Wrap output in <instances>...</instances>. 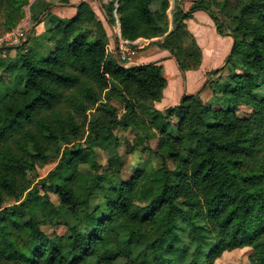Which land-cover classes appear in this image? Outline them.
Wrapping results in <instances>:
<instances>
[{
	"label": "trees",
	"instance_id": "1",
	"mask_svg": "<svg viewBox=\"0 0 264 264\" xmlns=\"http://www.w3.org/2000/svg\"><path fill=\"white\" fill-rule=\"evenodd\" d=\"M29 2L0 0V37ZM168 8L169 0L103 6L121 40L162 38L151 45L182 73L202 58L186 21L206 13L233 40L224 66L207 73L217 82L227 74L205 86L217 87V109L200 93L154 109L166 87L162 66L124 68L108 54L105 27L87 2L60 19L34 1L41 38L29 48L28 39L0 47V72L9 76L0 78V264H213L238 248L251 250L249 264H264V0H193L171 18ZM12 50L21 52L14 60L1 56ZM241 108L250 113L239 116ZM117 129L133 133L125 144L135 156L155 139L159 169L136 168L123 179L118 155L99 165V151L120 147ZM55 224L63 236L41 231Z\"/></svg>",
	"mask_w": 264,
	"mask_h": 264
},
{
	"label": "crops",
	"instance_id": "2",
	"mask_svg": "<svg viewBox=\"0 0 264 264\" xmlns=\"http://www.w3.org/2000/svg\"><path fill=\"white\" fill-rule=\"evenodd\" d=\"M84 1L88 2L92 8V4L89 0H81L80 3ZM192 1L193 0H183L185 5L184 7L181 6V8L187 11V6H189ZM95 3L97 2L95 1ZM77 5L78 3L74 0H68L67 4L51 6L50 13L60 19H71L76 14ZM168 17L170 16L168 15ZM43 27L44 23H40L34 27V29L41 34ZM186 27L201 50L202 58L198 69L182 73L175 59L167 51L151 45V43L155 41H161L162 38L136 40L134 42L136 44V46H134L135 53L125 66V68H129L150 63H158L162 66L163 74L166 79V87L160 101L153 103L154 109L159 112H163L170 107L178 105L184 96L200 93L202 97L204 93L203 86L207 81V73L222 68L232 48V38L219 35L213 21L204 12L194 13L192 18L186 21ZM105 30L108 36V54L118 61L119 24L117 30H112L109 26L107 28L105 27ZM109 31L112 32V37Z\"/></svg>",
	"mask_w": 264,
	"mask_h": 264
},
{
	"label": "rangeland",
	"instance_id": "3",
	"mask_svg": "<svg viewBox=\"0 0 264 264\" xmlns=\"http://www.w3.org/2000/svg\"><path fill=\"white\" fill-rule=\"evenodd\" d=\"M74 1L79 4L81 0H74ZM89 1L92 4V9L95 12L96 16L98 17L99 20H101L103 25L107 28L108 26H107V23L105 20L106 11L103 10V6L106 5L110 0H89ZM95 1L97 3H95ZM84 2H86V1H84ZM232 2H233V0H232ZM59 5H61V4H59ZM184 5H185V2H183V0H169V8L167 10V15L170 16L169 18H171V11H173V9L176 6L184 7ZM187 7L189 9L191 7V4ZM30 15L31 14L28 12V9L26 8V14H25L26 22L29 21ZM217 17L220 20L221 19L223 20L222 15L218 14ZM115 20H116V18H115ZM114 23L115 24L113 25V27H110V28L112 30H117L118 20H116ZM32 24H34V27L39 25L36 22L35 23L32 22ZM34 27L30 30V33L28 35V41H29L28 48L30 46H32L33 39L35 37L41 38V35H43V33L45 31V24H44L43 31L41 34L39 31L37 32L34 29ZM37 33H38V35H37ZM110 33H111V37H112V32H110ZM227 33H228V30H227ZM10 48L15 49V47H10ZM19 53H21V52H16V51L12 50V51L6 52V53L3 52L1 56L7 60H14L16 57H18ZM46 55H47L46 53L43 54V56H46ZM226 77H227V74L222 73L221 78H223V79L221 81L217 82V77H213V76L207 77V75H206L207 81H206L205 85L203 86L204 87V93L202 94L203 95L202 99L207 104H210L211 102L214 101L213 102L214 104L213 105L210 104V105L215 109H217L219 106H221L215 102L214 94L212 96V92L215 89L217 90V87L214 88V90H213L211 88H207V87L205 88V86L210 81H212L214 83V85L219 84V82L223 83L224 80H226ZM0 78L4 84L9 81V76L5 72H0ZM249 113H250V110L246 109V108H241L238 111L239 116H242V117L247 116ZM115 135L120 142V147L111 149L107 152H100L99 151L96 155V161L99 165H101V166L105 165L106 161L110 157H112L114 155H118L120 158V162L123 164V170H122L123 179L128 178L132 174V172L136 170V168H143V170H147V171L159 169L160 163L153 156V151L155 150V145H156L155 139H151L146 143V147L148 146V148H149V150L147 152H145L144 154H140L139 153L140 149H138L135 152L136 153V156H135V155L127 153L128 149L126 148V144H125L126 141H130L133 139V137H134L133 133H130L129 131H123V130L117 129L115 131ZM137 156L142 158L139 162L135 159ZM53 167H54V163H50V164H47L46 166H44L43 168L38 169L37 177L43 178ZM29 180L30 181L32 180V182H34V183H36V181H37V179H35L33 176H29ZM49 195H50L51 200L54 203H57V199L55 198V196L51 193H49ZM41 231L44 233V235H46L47 237H50V238L58 237V236L60 237V236H63L65 234V229L60 224H55L53 226H42ZM250 255H251V250L249 248H238V249H235L232 251H225V252L220 253V255L217 256V258L214 260L213 264H249Z\"/></svg>",
	"mask_w": 264,
	"mask_h": 264
},
{
	"label": "built area",
	"instance_id": "4",
	"mask_svg": "<svg viewBox=\"0 0 264 264\" xmlns=\"http://www.w3.org/2000/svg\"><path fill=\"white\" fill-rule=\"evenodd\" d=\"M36 0H30L28 6L24 8V12L26 14V8L30 13V5ZM46 3H49L51 6L61 4L62 0H43ZM116 4V2H115ZM31 14V13H30ZM118 24V23H117ZM34 27L31 21V15L29 17V21L26 22V18L24 17L23 20L10 32L2 35L0 37V47H19L22 46L27 42L28 35L30 30ZM135 42V41H134ZM134 42H127L121 40L120 36L118 35V60L123 61L124 64L122 65L124 68L129 63L131 57L134 55V46L136 44ZM127 68V67H126Z\"/></svg>",
	"mask_w": 264,
	"mask_h": 264
}]
</instances>
